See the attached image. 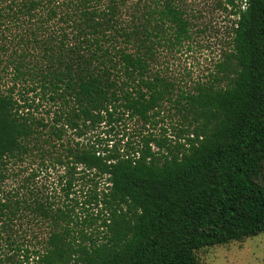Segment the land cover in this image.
Here are the masks:
<instances>
[{
  "label": "trees",
  "instance_id": "16d2710c",
  "mask_svg": "<svg viewBox=\"0 0 264 264\" xmlns=\"http://www.w3.org/2000/svg\"><path fill=\"white\" fill-rule=\"evenodd\" d=\"M150 1L0 0V264H201L264 233V0L213 1L230 50L189 86L159 67L197 16Z\"/></svg>",
  "mask_w": 264,
  "mask_h": 264
},
{
  "label": "rangeland",
  "instance_id": "374dc122",
  "mask_svg": "<svg viewBox=\"0 0 264 264\" xmlns=\"http://www.w3.org/2000/svg\"><path fill=\"white\" fill-rule=\"evenodd\" d=\"M138 0H132L133 3ZM147 3H151L150 0ZM185 6L189 13L197 16L198 26L206 28L202 32L195 30L194 42L189 46H183L179 51L169 53L164 51L160 69L165 74L176 80L181 86H189L192 82L206 80L207 75L214 70L215 64L223 60L224 53L230 50L231 26L233 17L227 13L213 9L214 0H176ZM26 21L25 19H21ZM22 21V22H23ZM27 26L22 24L16 27L14 34ZM170 119L164 117L159 121L158 130L161 127L170 128ZM133 121H126L125 125L116 126L108 135V139L119 141L132 137L136 131ZM55 170L50 169L40 177V182L48 185L54 196L60 198L61 186ZM101 186L104 183L100 180ZM79 187V186H78ZM201 264H264V233L255 237L246 238L240 242H232L226 245H217L203 248L196 252Z\"/></svg>",
  "mask_w": 264,
  "mask_h": 264
}]
</instances>
